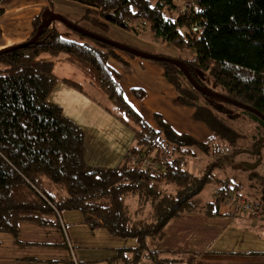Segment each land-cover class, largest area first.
Segmentation results:
<instances>
[{"label": "trees", "instance_id": "trees-1", "mask_svg": "<svg viewBox=\"0 0 264 264\" xmlns=\"http://www.w3.org/2000/svg\"><path fill=\"white\" fill-rule=\"evenodd\" d=\"M4 1L0 0V16ZM72 1L83 5L80 21L102 32L110 25L133 33L138 25L146 27L153 40L177 51L176 56H163L182 61L201 86L205 85L196 78L197 70L214 82L215 88L209 86V90L264 115V0ZM51 3L31 21L28 39L41 26L34 42L0 53V233L17 238L21 221L58 227L64 237L61 244L72 255L62 212L78 211L90 230L135 242L116 250L119 260L176 264L157 247L164 226L173 218L184 212L218 216L219 209L231 205L235 197L264 214V120L260 116L198 92L179 67L155 60L174 86L179 104L194 109V119L208 127L210 136L201 142L177 134L158 112L152 114L151 125L129 104L118 84L120 73L108 64L112 58L127 65L119 54L122 50L58 20L44 25L52 14L48 10ZM59 24L72 37L65 36ZM59 54H65L85 80L106 96L120 113L118 118L133 131L134 144L112 167L86 162L82 128L49 100L58 81L54 66ZM61 80L85 93L81 83ZM130 93L137 100L146 95L141 88ZM239 110L257 123L256 133L245 137L241 147L242 135L234 124ZM227 151L232 157L241 152L252 159L253 171L247 178L253 190L246 198L243 193L231 196L224 180L213 199L202 203L200 193L220 179L215 168ZM199 153L208 163L197 174L188 166ZM242 188V183L233 187L237 193ZM259 219L264 225V216ZM59 262L48 260L46 264ZM67 263L75 264L72 257Z\"/></svg>", "mask_w": 264, "mask_h": 264}, {"label": "crops", "instance_id": "crops-1", "mask_svg": "<svg viewBox=\"0 0 264 264\" xmlns=\"http://www.w3.org/2000/svg\"><path fill=\"white\" fill-rule=\"evenodd\" d=\"M48 1L53 0H5L4 13L0 16V49L28 39L32 32V19L48 6ZM61 1L77 3L72 0ZM79 4L83 9V5ZM122 57L128 62L127 65L112 58L108 60V64L120 73L118 84L123 95L140 115L141 110L145 112V117L141 115L145 120L152 125V114L158 112L169 124L171 119L158 108V105L166 104L163 99L168 93L169 98L175 101H171L176 110L175 114L184 116L185 122L190 120L195 126L191 131L193 133L188 132L201 142L209 138L208 127L194 119V109L179 104L175 88L164 78L161 67L139 62L138 57ZM133 67L135 69L131 72ZM145 68L151 71L147 79L145 76L146 83L145 80L132 81L137 73H144L142 70ZM125 84L128 85L126 93ZM134 88H141L145 92L142 100H137L131 95L130 91ZM243 213L234 214L226 207L219 209L218 216L184 212L164 226L163 236L157 247L162 255L169 257L176 264H264V250L259 248V243L264 240L263 234L255 232L258 226L250 218L246 219L248 216ZM97 231L101 236H107L102 230H94V233ZM246 238L249 241L252 239V245L246 244ZM63 240L62 231L58 227L21 221L17 238L8 233H0V264H45L44 261L48 260L61 261L60 264L68 262L71 258L70 250L61 244ZM134 245L135 242L130 239L121 246H114L112 252L107 253L106 250L104 256H95L93 260L82 256V264H120L121 260L116 258L114 251ZM124 264L129 263L125 261Z\"/></svg>", "mask_w": 264, "mask_h": 264}, {"label": "rangeland", "instance_id": "rangeland-1", "mask_svg": "<svg viewBox=\"0 0 264 264\" xmlns=\"http://www.w3.org/2000/svg\"><path fill=\"white\" fill-rule=\"evenodd\" d=\"M48 10L51 13H55L56 11L61 12V14L68 20L72 22H77L81 26L99 32L100 30L94 28L90 24L85 21H80L81 14L83 13V9L80 7V4L73 2H62L61 0L52 1L51 6L48 7ZM60 28L63 30L64 35L67 37H72L70 35V31L63 27L61 24ZM137 32H128L118 28L116 26L110 25L109 30L100 31L104 34L105 37L112 39L118 43H122L128 45L130 47H134L140 50L148 51L152 54H162V55H172L176 56L177 51L172 48L168 44H161L151 37L147 28L141 25L137 26ZM119 54L124 55L125 58H130L124 52H119ZM65 54H59L57 56V61L54 66V73L58 79L56 85L54 86L52 92L49 95V100L59 104L64 111V114L77 122L84 132V146H85V160L89 165L92 166H101V167H112L118 163L119 158L125 153V150L134 144L133 140V131L130 129L127 124L122 122L120 118H118L120 113L116 110V108L110 104L105 95L99 93L94 87H92L84 78L79 68L71 63H69L65 59ZM137 57V56H136ZM139 62H146L149 66L157 65L160 67L159 63L156 61L141 59L138 58ZM141 59V60H140ZM138 61V60H136ZM133 67L131 72H133ZM148 68L142 70L144 73L136 74L133 80L144 81L146 83L147 77H149ZM141 71V70H140ZM196 78L204 83L205 87H214V82L210 80L207 75L197 70ZM146 76V79H145ZM69 78L74 81H77L83 85L84 92H80L79 90L69 86L64 83L61 79ZM168 82V81H167ZM128 85L125 84V93L128 91ZM215 88V87H214ZM167 93L166 98L163 99V102L166 104L158 105V108L162 112L171 119L169 122V126L173 128V130L177 134H186L190 137H194L193 132H191L195 126L189 122H185L184 116H178L175 114L176 110L174 108V103ZM172 101V102H171ZM140 109V107H139ZM239 113V117H237L235 124V128L241 134V138H239L240 147L246 144V138L249 137V134L256 133L257 131V123L251 121L250 117L246 115V113H242L240 110L237 111ZM141 115L145 117V112L141 110ZM190 131L191 133H189ZM196 139V137H194ZM219 154H216L218 156ZM223 161L220 166L215 168V174L220 179L216 182L206 185L204 190L200 193V198L202 203L206 201L212 200L215 193L214 191L218 187H222L224 180H227L230 185V189L228 192L231 196H235L237 194L243 193L245 198L248 197L251 193L252 184L251 180H249L248 175L253 171L252 159L247 156L246 153H241L236 157L231 156V151H227L224 153ZM199 157L194 159H190L189 161V170L193 173L200 174L203 171V167L206 163H208L207 158H204L202 153H199ZM221 156V155H219ZM204 158V159H203ZM259 170H262V164L258 166ZM248 177V178H247ZM236 183H242L243 188L239 190V193L234 191L233 187ZM243 196V197H244ZM228 208L230 205H224ZM258 208V207H257ZM254 210L256 208L254 207ZM244 212L246 219L250 218L253 222L258 226L255 230L257 233L263 234L264 237V225L263 221L257 218L256 215H253L249 212ZM240 212V213H241ZM62 219L65 224L66 236L69 238L70 243L72 245V259L73 262L78 261L79 264H82V256H85L89 260H93L95 256L106 255L107 253L112 252L114 246H121L125 243L127 239L116 237L109 235L101 236L99 232H95L90 230L86 225L82 222V215L78 211H63ZM249 220V219H248ZM252 238V237H251ZM248 238H246L247 240ZM264 239V238H263ZM130 240V239H129ZM127 240V242H129ZM252 239L247 240V245L250 246ZM261 250H264V240L259 243ZM107 248H111L110 250ZM116 253V251H114ZM121 259V258H120ZM61 262V261H60ZM46 264V261H44ZM120 264H124V261H120ZM142 264H156L151 261H141ZM60 264V263H59ZM61 264H68L67 262H62ZM132 264V263H130Z\"/></svg>", "mask_w": 264, "mask_h": 264}, {"label": "water", "instance_id": "water-1", "mask_svg": "<svg viewBox=\"0 0 264 264\" xmlns=\"http://www.w3.org/2000/svg\"><path fill=\"white\" fill-rule=\"evenodd\" d=\"M52 20H58L60 21L61 23H63L64 25H66L67 27H69L70 29L76 31V32H79V33H82L86 36H89L93 39H96V40H99V41H102L104 43H107L108 45H111L112 47L118 49V50H122V51H125V52H128L130 54H133L135 56H137L138 58H141V59H148V60H152V61H169L171 63H173L174 65H176L177 67H179L184 75L186 76L187 80L190 81L192 83V85L194 86V88L198 91V92H201L207 96H210V97H216V98H219L223 101H227L231 104H233L234 106H238V107H241L243 108L244 110L246 111H250V112H253L254 114H256L257 116H260L263 120H264V115L261 113V112H258L257 110H255L254 108L250 107V106H246L244 104H242L241 102H238V101H235V100H232L231 98L227 97V96H223L215 91H211L209 90L207 87L205 86H201L197 81H195L191 75V73H189V71L186 69V67L184 66V64L182 63V61H180L179 59H174L172 57H168V56H163V55H159V54H152L148 51H143V50H140V49H137V48H134V47H130L128 45H125V44H120L116 41H113L112 39H109L97 32H94V31H91V30H88L70 20H68L67 18H65L64 16H62L61 14H58V13H52L51 15H49L48 19L44 21V25H49L50 22ZM40 30H41V26L38 28V30L36 31V33L30 38L28 39L27 41H23L21 43H17V44H14V45H11V46H8V47H5L3 49H0V53L2 52H5V51H8L10 49H14V48H17V47H22V46H26L32 42H34L39 34H40ZM262 202L264 203V186L262 188Z\"/></svg>", "mask_w": 264, "mask_h": 264}, {"label": "built area", "instance_id": "built-area-1", "mask_svg": "<svg viewBox=\"0 0 264 264\" xmlns=\"http://www.w3.org/2000/svg\"><path fill=\"white\" fill-rule=\"evenodd\" d=\"M230 204V211L234 214H236L237 212L245 211L256 215L257 218L264 216V214H259V212H256L254 208L251 207V205L247 203L243 198L235 197L232 199V202ZM74 263L77 264L76 262Z\"/></svg>", "mask_w": 264, "mask_h": 264}]
</instances>
